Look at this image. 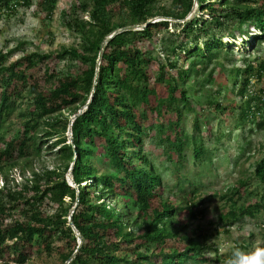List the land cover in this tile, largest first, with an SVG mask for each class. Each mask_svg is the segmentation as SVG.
Listing matches in <instances>:
<instances>
[{"label": "trees", "instance_id": "16d2710c", "mask_svg": "<svg viewBox=\"0 0 264 264\" xmlns=\"http://www.w3.org/2000/svg\"><path fill=\"white\" fill-rule=\"evenodd\" d=\"M57 3L41 0L37 7L52 19ZM19 5L31 7L32 0H0V18L3 11L13 13ZM196 5L197 16L186 20ZM80 7L89 16L87 21L73 22L82 30L79 48L63 47L57 54L33 52L10 63L18 48L0 51V145H4L0 148V172L5 175L0 185V260L25 264L35 243L51 252L56 237L65 242L58 247L63 264L208 261L196 239L180 236V230L175 229L177 223L181 230L187 226L176 221L182 212L191 220L204 214L199 210L201 202L185 199L183 205L163 197V179L144 152L146 131L154 129L153 121L168 115L169 110L176 120L168 127L179 129L184 110L191 109L182 86L193 73L205 72L207 65L216 62L225 46L234 51L231 47L239 44V38L227 35L228 31L245 24L258 28L256 34L240 37L246 51L264 42V0H171L168 7L159 6L158 0H92ZM156 17L184 22L179 31L169 29L171 22L163 19L114 36L102 52L95 85L107 38L119 29L144 26ZM160 35L165 62L148 48ZM183 55L195 60L179 69ZM63 58L80 60L82 65L73 71H59L55 64ZM173 71L178 72L177 77ZM235 73L238 95L247 99L246 107H241L242 117H256L258 111L264 112V89L251 96L248 92L252 78L264 81V61L255 66L246 60L245 68ZM160 87L166 96H158ZM26 94L31 105L20 114L22 128L6 142L1 132L22 107ZM82 110L71 125V118ZM158 128L161 134L163 125ZM51 139L55 140L49 149L59 147L54 166L34 167L44 159V141ZM194 140L195 158L202 160L203 141ZM165 141L169 151L177 141L178 157L182 158V139L177 136L171 141L168 136ZM20 162L25 167L23 179L15 183L5 172L19 167ZM71 170L75 186L67 180ZM254 173L264 184V161ZM244 184L241 180L228 190L233 195L220 216L227 227L244 216H255L262 206H237L234 198H242ZM70 217L83 239L80 248Z\"/></svg>", "mask_w": 264, "mask_h": 264}, {"label": "rangeland", "instance_id": "374dc122", "mask_svg": "<svg viewBox=\"0 0 264 264\" xmlns=\"http://www.w3.org/2000/svg\"><path fill=\"white\" fill-rule=\"evenodd\" d=\"M40 1L32 0L31 7L19 5L13 13L3 11L0 18V51L7 52L18 48L9 63L33 52L57 54L63 47H80L82 30L73 22L74 20L87 21L89 13L80 6L92 4V0H58L52 19H48L46 12L40 11L37 7V3ZM254 1L260 3L262 0ZM158 2L159 6L168 7L171 5V0H158ZM14 3L16 2L14 1ZM197 14L198 7L196 5L186 20L192 19ZM119 18L117 17L115 20L118 22ZM163 19L171 22L169 29L172 31L181 30L182 25L180 24L184 22L162 17H156L151 21ZM69 22L71 25L68 24ZM256 28L252 24H245L241 29L228 31L227 35L239 38L240 45L236 44L231 47L234 49L233 52L229 50L228 45L225 46L219 51L216 62L204 68L205 72L193 73L188 80L186 78L182 87L187 92L191 109L184 110L179 129L168 127L170 121L176 120L175 113L169 110L168 115L153 121L154 129L149 128L146 131L144 152L157 174L163 179L161 188L163 197L165 199L172 198L183 205H185V199H190L193 203L201 202L199 210L204 211V214L198 215L195 220L189 219L185 212L181 213L182 216L177 217L176 221L181 220L183 224H187L183 230L180 229L178 223L175 226L176 230H180V236L186 234L196 239V242L202 246V257L208 258V261L188 260L186 264H225V261L237 249L245 256L257 248L264 249V184L254 173L257 164L264 161V127H260L261 124H264V112L260 110L255 113L256 117L250 115L246 119L243 118L241 107H246L247 99H242L238 95L239 87L234 86L235 70L244 69L246 60L253 62L255 66L264 61V42L259 43L256 48L246 51L244 43L240 40L244 34L250 36L256 34L258 32V28ZM162 37L160 35L158 41L149 42L148 48L154 50L155 57L165 62L166 54L162 51L164 49ZM242 39L244 38L242 37ZM250 46L248 45L247 48L249 49ZM193 58L195 57L188 60L184 55L180 57L179 69L187 68L191 60H195ZM55 65L59 71L65 72L66 70L73 71L82 63L80 60L63 58L62 60L58 59ZM177 73V71H173L175 77L178 76ZM211 79H214V82L210 83ZM259 89H264V81L252 78L248 95L251 96L253 93L259 92ZM158 96H166L163 87H160ZM30 98L26 94V99L20 103L22 107L5 124L1 135L6 142L21 130L22 118L20 114L30 108ZM211 102L214 105H209ZM215 104H220L221 109L216 108ZM178 105L181 106L182 102L180 101ZM68 113L69 111H66L64 114L68 115ZM196 124L199 125V129L196 128ZM160 125H163L164 128L161 134H159L158 128ZM68 136L71 138L70 132ZM168 136L171 141H174L177 136L182 139V158L178 157L179 144L177 141L169 151L165 141ZM194 139H197L198 142L203 141L205 153L202 160L195 158L196 140ZM54 140L44 141L43 162L35 163L34 167L49 166L51 168L54 166L55 153L59 149V147L49 149ZM3 146L0 145V148ZM22 164L23 162H20L19 167L10 171L6 170L5 174L7 173L10 181L22 182L23 173L21 171L25 168L22 167ZM69 173L67 180L71 186H75L71 182ZM29 175L30 172H26V176ZM4 177V173L0 172L1 186ZM241 180L245 184L242 188V198H234L237 206L246 207L256 203H260L262 206H259L255 216H244L234 225L227 227L221 221L220 216L228 208L229 198L233 195L228 190ZM193 191L196 194H193ZM64 243L63 240L55 237L51 252H48L43 245L35 243L28 250L29 259L25 264H63L64 260L60 256L61 252L58 247L65 246ZM69 262L67 261L65 264H69ZM0 264L8 263L5 260H0Z\"/></svg>", "mask_w": 264, "mask_h": 264}, {"label": "water", "instance_id": "95a60500", "mask_svg": "<svg viewBox=\"0 0 264 264\" xmlns=\"http://www.w3.org/2000/svg\"><path fill=\"white\" fill-rule=\"evenodd\" d=\"M154 21V20H153ZM153 21H149L146 25L144 26H129V27H126V28H122V29H119L117 30L116 32L113 33L112 36H110L109 38H107V40L103 43V46H102V51L100 53V57H99V61H98V64H97V73H96V79H95V85L97 83V79H98V76H99V65H100V61H101V58H102V52L106 46V44L114 37L116 36L117 34L123 32V31H133V30H140V28H144L146 27L149 23H152ZM156 22V21H154ZM83 112V110L81 112H79L77 115H75L71 120H70V124L72 125L73 121L75 120V118L80 115L81 113ZM69 176L71 178V182L75 185L74 181H73V176H72V170L70 171L69 173ZM75 209V208H74ZM74 209L72 210V212L74 211ZM72 212H71V215H72ZM69 222H70V225L73 227L75 233H76V236L79 240V247L82 245V242H83V239L79 233V231L75 228L74 224H73V221H72V217H70L69 219ZM72 258H74V256H72Z\"/></svg>", "mask_w": 264, "mask_h": 264}, {"label": "clouds", "instance_id": "9594fccd", "mask_svg": "<svg viewBox=\"0 0 264 264\" xmlns=\"http://www.w3.org/2000/svg\"><path fill=\"white\" fill-rule=\"evenodd\" d=\"M264 264V249L257 248L254 252L244 255L239 253V250H235L232 256L225 261V264Z\"/></svg>", "mask_w": 264, "mask_h": 264}]
</instances>
